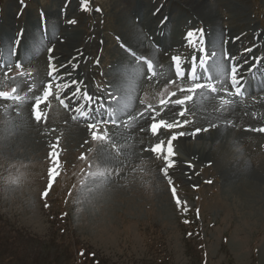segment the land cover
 Masks as SVG:
<instances>
[{
	"label": "rangeland",
	"instance_id": "1",
	"mask_svg": "<svg viewBox=\"0 0 264 264\" xmlns=\"http://www.w3.org/2000/svg\"><path fill=\"white\" fill-rule=\"evenodd\" d=\"M173 1L90 0L89 10H83V0H0L3 20L0 21H5L0 24V45L10 47L23 30L20 57L24 60L19 59L24 70L32 75L24 78L27 86H18L20 93L34 98L42 95L44 82L47 83L44 77L48 71L49 44L41 37L39 17L44 14L49 16L50 35L66 30L77 33L78 41L72 43L76 48L71 51L82 52L85 48L78 64L85 73L81 80L89 87L88 92L97 90L101 83L104 86L118 83L123 89L125 86L129 101L125 111L135 110V115L145 106H141L139 95L143 87V77L139 76L142 69L140 65L135 67L129 57L122 59L126 53L121 45L157 61L166 60L167 56L163 59L155 56L158 51L151 47L143 31L144 24L152 21L150 13L157 11L159 2L165 4L162 7L165 11L154 18L156 24L165 12L171 11L179 32L183 20L192 16L188 17V11L194 9L195 14L207 21L201 20L200 25L213 24L212 43L217 46L224 34L222 26L235 25L224 37L247 30H252V35L256 28L264 33V0H207L219 28L202 12L197 0ZM69 2H73L71 14L59 16L63 4ZM130 2H139V17L131 12ZM97 8L101 11H96ZM241 11L244 14L239 16ZM71 20L76 23H70ZM133 26L140 28L146 38H143L145 48L128 42L126 34L132 32ZM115 34L119 37L117 45L113 41ZM173 35L177 34L172 31L168 34L169 38ZM256 35L262 37L260 33ZM61 39H55L54 44ZM242 40L246 41V37ZM186 48L189 54L193 52ZM4 52L9 53L5 47ZM11 59L14 66L17 57ZM118 59H122V64L115 62ZM12 86H15L13 82L0 74V90L7 91ZM29 87L33 89L31 92ZM148 87L155 96L162 90L161 84L149 82L143 92ZM157 98L149 100L154 102ZM32 103L28 100L21 105L0 100V264H264V132L255 131L264 128V121L250 124L240 118L239 112L231 117L222 115L235 123L231 128L242 132L235 142L242 143L244 150L234 148L227 152L229 148L223 146L219 154H214L201 145L206 138L201 141L186 135L185 139L174 141L176 166L169 170V176L181 201L186 202L178 206L171 193L172 185L161 174L165 161L151 152L153 144L161 140L166 145L173 130L153 136L151 120L147 118L146 122L142 118L137 119L140 124L144 122L138 127L137 137L132 134L138 126L136 120L129 129L121 121L119 126L107 125L111 141L103 144L91 140L87 124L93 121L73 119L76 113L70 104L66 109L51 97L48 104L41 106L47 122L37 123L33 119ZM176 109L178 106L171 110ZM201 116L189 119L194 121L190 132L197 127H208L203 126ZM186 127L175 130L185 131ZM58 136L61 171L45 198L42 193L49 184L51 166L49 144L55 143ZM186 141L196 146L179 145ZM132 145H139L137 151L131 149ZM87 152L88 161L80 160L81 153ZM227 155L237 159L246 157L244 161L226 162ZM89 162L93 165L91 169ZM241 162L245 164L237 166ZM232 168L238 174L244 173L236 177ZM101 170L106 173L103 180L89 175Z\"/></svg>",
	"mask_w": 264,
	"mask_h": 264
},
{
	"label": "snow or ice",
	"instance_id": "2",
	"mask_svg": "<svg viewBox=\"0 0 264 264\" xmlns=\"http://www.w3.org/2000/svg\"><path fill=\"white\" fill-rule=\"evenodd\" d=\"M90 0H83L82 8L83 10H89L88 5ZM96 11H101V9L97 8ZM70 23H76L75 20L69 21ZM42 29L46 30V24L42 21ZM204 30H194L186 33V40L188 43H196L203 39ZM193 37H196V40H193ZM23 39V30L17 34L15 40L12 42V47L8 53V59L11 61L12 57H17L15 60L14 66L12 62H8L6 64H0V74H2L3 79L12 81L15 86H12L10 90L4 91L0 90V100H8L12 102L20 103L32 100V115L33 119L40 123L47 122V116L44 111L41 110V106L49 103V99L51 97H55L58 100L59 104L64 108H69V104L72 103L74 105L73 111L78 114V117H83L85 119L91 120L87 124L88 130L91 133V140L95 142H101L103 144H108L111 141V137L108 134L107 125L112 124L114 126H119V123L123 120V115L125 113V109L128 106V99L124 95V89L122 85L118 83H113L108 89H101L102 95L96 96L90 94L86 88V86L81 88V85L84 84L83 80H76L71 78L72 71L78 68V61L74 65L72 64V60L70 59L66 63L62 62L57 66L56 57L53 53L56 51L54 47H50L47 49L48 52V71H47V83L44 87L42 95H38L30 97L27 93L21 94L18 86H27V82L25 81V77L31 76L32 74L28 71L24 70V65L22 61L19 59L20 57V44ZM119 40V37H117ZM121 47L125 48V51L134 59L143 61L144 56H137V52L133 51L131 48L126 47L125 45H121ZM200 51L203 53V56L199 59V67L205 70V81L199 82L200 77L197 74V57L194 55L192 57V67L189 75V79L191 81V86L188 88H183L177 85V91L181 93H188L182 95L181 98L176 97L177 93L174 91H167V88L164 92L160 93L159 96V106L160 111H156V107L152 103H148L147 99H143L140 101L141 104H144L145 107L143 111L136 113V115L128 114L127 121H124L125 126L130 125L133 121L137 119H142L145 117L150 118V131L153 136H156L160 133L161 129L172 130L179 129L188 126L191 121L188 118H184L182 121L180 117H185L186 112L188 111L186 107L187 102H190L194 98V94L198 92V90H207L212 94L223 93L224 95L219 98L222 100L223 106L227 107L232 104L233 101L230 99L231 97H243L246 91L247 79L246 77L253 73V69L256 67V64H253L247 70V73L243 72V64L239 63H231L230 69L225 65L224 61L229 60V56L225 54L223 48L217 51H212L209 56L206 48L202 47ZM251 51V49H249ZM215 58L216 63L214 65L215 68V76L216 80L213 82V74L208 72V62L209 60ZM72 59H77L73 57ZM235 57H231L232 61H235ZM260 59L256 58V63L258 64ZM172 61L175 66L176 75L179 78H183L185 76V71L182 67V58L180 56H173ZM99 64V60L96 61ZM245 64L248 61H244ZM147 76L146 78L151 81L152 78L156 75L153 71V62L151 59L147 60ZM63 69H71L69 71H65L61 74V70ZM67 77V79H66ZM169 83L175 84V81H170ZM231 85V90H229L228 84ZM32 87L28 88V91L31 92ZM70 92V95L67 93ZM62 94H66L64 98ZM119 94V95H118ZM66 100L68 102H66ZM50 106V105H49ZM179 106L180 111L175 113L176 119L173 122H169L166 119H157L164 113L166 110H171V107ZM19 114V113H17ZM77 116H74L73 119H77ZM215 127V125L210 126ZM103 129V131L101 130ZM210 130L209 127L204 128H194L191 132L185 131H176L171 134V136L167 140V144L161 140L159 143L153 144L151 147V152L156 156L157 159L163 158L165 161V166L161 169V174L168 179V182L171 187V193L175 198V203L178 206H181L182 202L180 197L177 194V189L173 184L171 177L169 176V170L176 166V160L174 157L176 156L174 141H179L180 138L184 136H196L201 132H208ZM255 131L264 132V128L255 129ZM88 143V141H85ZM49 160H50V169H49V184L42 195L47 198L49 191L53 187L55 179L59 176L61 171L62 161L60 159L62 149L60 148V137L56 138L55 143L49 144ZM102 152L104 147L101 148ZM148 149H145L147 151ZM91 149L89 150V152ZM89 152L81 153L79 157L82 161H88ZM93 167L92 163H88V168L91 169ZM189 167H194V165L189 164ZM89 175L93 176L94 179L103 180L106 178V173L104 171L90 172ZM211 183V181H208ZM187 211V208L184 209Z\"/></svg>",
	"mask_w": 264,
	"mask_h": 264
},
{
	"label": "bare ground",
	"instance_id": "3",
	"mask_svg": "<svg viewBox=\"0 0 264 264\" xmlns=\"http://www.w3.org/2000/svg\"><path fill=\"white\" fill-rule=\"evenodd\" d=\"M169 1V0H168ZM176 1H178V0H176ZM180 1V0H179ZM172 2H174L173 0H172ZM197 2L198 3H200V5H201V10H202V12L207 16V18H209L211 21H214L215 22V24H216V26H217V28H219L218 27V19L214 16V10L213 9H208V7H209V5H211V4H208L207 5V0H197ZM160 3V2H159ZM170 3V2H169ZM176 4H178V3H176ZM185 5H187V3H184V6ZM213 5V4H212ZM129 6H130V10H131V12H135L136 13V17H139V15H137L138 14V11H139V2H138V4H135L134 2H130V4H129ZM157 6V5H156ZM187 6H189L190 8H191V6L190 5H187ZM182 7V6H181ZM187 9V8H186ZM192 9V8H191ZM193 11L192 12H190V11H188L189 13V16L188 17H190L191 15V17L190 18H187V19H184L183 21H184V24L186 23V21L188 22L190 19L191 20H193V21H200V22H202V21H204V22H207V21H205V19L199 14V15H197V14H195L194 13V9H192ZM165 10L164 9H162V12H164ZM59 13V12H58ZM149 13H150V11H149ZM242 14H244V12L243 11H241V12H239V16H241ZM237 15H238V13H237ZM59 16H60V13H59ZM159 16V15H158ZM170 16H172V17H170ZM162 17V16H161ZM195 17H199L197 20H195ZM150 18L152 19V21L151 22H146V24L148 25L147 27H146V24H144V26L145 27H143V31H144V35H146V37L148 38L149 37V35L148 34H151V35H153L154 36V38H152L151 40H148L149 41V43H150V45H151V47L155 50V51H158V53L155 55L156 57H158L159 59H163V57L164 56H167V51H168V49H169V47H178L179 46V41L180 40H178V37H179V32H177L176 31V28L174 27V29L173 30H168V33H167V35H166V40H164V42H163V39L161 38V28L160 27H158V26H156V19H154V18H156V17H154L153 16V14H151L150 13ZM163 18H172V19H174V15L172 14V12L171 11H169V13H166L165 12V14H164V16H163ZM202 20V21H201ZM48 21H49V17H48ZM151 23L154 25L153 27H151ZM61 25V24H60ZM212 25L213 24H209V23H205V26L204 27H201V28H204L205 30H204V33H205V36H206V39L208 40V38H209V42L211 41V40H213V33H212ZM203 26V25H202ZM66 28V27H65ZM200 28V29H201ZM222 29H223V37L225 36V34H226V31H228L229 33H230V31H232V30H234L235 29V25L234 26H232V27H227V26H222ZM249 29H251V27L249 28ZM64 30V29H63ZM66 30V29H65ZM257 30H259L258 28H256V30H254V32H252V35H251V31L252 30H247V31H242V32H237V33H234L230 38H229V42L231 43V44H228L227 46H226V44L224 45V43L222 42V40H221V42H220V44L217 46V45H215L219 50L221 49V48H223V50H227V51H229L230 53H232V54H234V55H236V61H237V63H239V64H243L244 66V68L245 67H249L251 64H249L248 66H247V64H245L244 63V59L245 58H247V56H244L243 54H239V53H241V51L239 50L240 48H242L243 47V45H250V44H252V40L254 39V34L256 35L257 33H260V35L262 34V35H264V33L263 32H259V31H257ZM175 32L177 35L175 36V35H173V38H172V36L169 38V36H168V34H169V32ZM257 31V32H256ZM57 33L56 34H54V32H51V35L50 34H48V35H46V37L48 38V39H51V41H54L55 39H57V40H59V39H61L60 41H58V43H57V41L55 42V44L56 45H54L55 47L57 46V44H58V46H57V48H56V51L53 53V55L56 57V63H57V66H59V64L60 63H62V62H64V63H66L67 61H69L70 59L72 60V64H76L77 63V61L79 62V60H80V58L82 57V56H84V54L82 53L84 50H85V48H84V50L82 51V52H77V53H72V51H71V48H76V46H73V44L72 43H74V42H76V41H78V40H76L75 39V35L77 36V33H72V31L69 33V32H67V30L64 32V33H62V32H60V31H56ZM208 32H210V33H208ZM62 35H61V34ZM62 37H61V36ZM53 36H55V39L54 40H52V37ZM208 36V37H207ZM252 36H253V39H252ZM41 37L43 38V42L44 43H46L45 41H44V37H43V35H42V32H41ZM126 37H127V39H128V42L129 41H132V43L134 44V46H136V47H142V48H145V44H143V38L144 39H146L143 35H142V33H141V30H140V28H138L137 26H133V29H132V32H130V31H128L127 32V34H126ZM222 37V38H223ZM244 37H246V41H243L242 40V38H244ZM66 38V39H65ZM251 39V40H250ZM80 40H82V39H80ZM247 40H249V41H247ZM260 40H262L261 39V36L259 37V39L258 40H256V42L258 41H260ZM213 42V41H212ZM92 43V45H93V42H91ZM72 44V45H71ZM212 44V43H211ZM264 44V41H262V42H260V43H258V45H263ZM76 45V44H75ZM43 46V45H42ZM45 46V45H44ZM53 46V47H54ZM90 46V45H89ZM149 47V46H148ZM257 48H255V50L254 51H256L257 53H259L260 54V47L259 46H256ZM262 47H264V45L262 46ZM4 48V47H3ZM82 48V47H81ZM150 48V47H149ZM211 50V49H210ZM136 51V50H135ZM260 51V52H259ZM137 53H142V52H138V51H136ZM252 53L251 54H249L248 56L250 57L252 54H254L253 53V51H251ZM69 54H71V55H69ZM256 54V53H255ZM3 55L6 57V59H7V61L8 62H10L9 61V59H8V54L6 53V52H4V50H3ZM87 53H86V55H85V58L87 57ZM146 55V54H145ZM147 56V55H146ZM73 57H76L77 59H72ZM22 60H24L22 57H20ZM149 58L151 59V60H156L155 58H153L152 56H149ZM12 60V59H11ZM167 60H168V56H167V58H166V60L165 61H163V60H161V61H158V63H160V64H162L163 65V67H162V70H161V72L159 73L161 76L160 77H162V81H166L167 80V78L168 77H170L171 76V70H170V66H169V63L167 62ZM58 61V62H57ZM122 61V60H121ZM157 61V60H156ZM15 62V61H14ZM224 63H225V65H226V61H224ZM146 65H147V62H146ZM140 66H141V69H142V72L139 74V76H142L143 77V82L141 83V85L143 86L142 88H141V94L139 93V95H142L143 94V90H144V88L146 87V86H148L149 85V80L146 78V76H147V72H148V70H147V66H146V69H144L143 68V66L140 64ZM227 66V65H226ZM135 67H137V66H135ZM246 68V69H247ZM69 70H71V69H63V70H61V74H63L65 71H69ZM253 72L254 73H256L257 74V76L259 77V82H260V80H262V78H263V76H264V69L263 68H254L253 69ZM85 74V73H84ZM83 73H82V71L79 69V66H78V68H76L74 71H72V77L71 78H73V79H76V80H81L82 78H83V75H84ZM134 74L136 75V76H138V74L136 73V72H134ZM214 74H215V69H214ZM250 76H252V74H250L249 76H248V79L250 78ZM40 78V77H39ZM91 78H92V76H91ZM43 79V78H42ZM66 79H67V77H66ZM110 79V78H109ZM47 81L48 80V78L46 77V75H45V77H44V81ZM91 80V79H90ZM121 80H122V78H121ZM45 84H46V82H44ZM44 84V85H45ZM263 84L262 83H260L259 85H257L256 86V88L254 89V90H252V92H254V94H251L250 96H251V100L252 101H248V102H240L239 100H234L233 101V103L232 104H230V105H228L227 107H224L223 106V104L221 103V101H219L218 99H217V97L214 95V94H212V93H210V92H208L207 90H202L201 92H200V94H199V96H198V98L196 99V101H195V107H194V109L192 110L194 113H197L195 116H196V118L197 117H199V115L202 117V119L204 120L203 122H204V125L203 126H208L209 128H210V130L208 131V132H201L199 135H196V136H192L191 138H197L198 137V139H201V141L203 140V139H205L206 140V142L204 143H201V145H203V146H205V147H208V148H210L211 150H212V152L214 153V154H219L220 153V149L223 147V146H226L225 148H229V149H227L226 151L227 152H229L230 151V149H231V151L232 150H234V148L235 149H239V150H244L245 149V146L242 144V143H240V142H235L236 141V138L242 133L241 131H236V130H234L233 128H231L230 126H233V124H235L234 122H232V120L231 119H228V120H226V119H224V117L222 116V115H227V116H235V112H239V116H240V118L242 119V120H246V121H248L250 124H260V123H262L263 121H264V93L263 94H261L262 92H264V88H263V86H262ZM86 85H85V81H84V84L83 85H81V88H82V90H83V88L85 87ZM87 90H89V87L87 88ZM90 91V90H89ZM90 93V92H89ZM127 93V91H126V88H125V86H124V95ZM219 93V92H218ZM67 95H70V92L69 93H67ZM138 96V95H137ZM136 96V97H137ZM25 105V104H24ZM137 105L139 106V102H138V100H137ZM178 108H179V106H178ZM128 111L129 110H127V111H125V113H124V115L123 116H127L128 114H131V115H135V110L133 111V113H131V112H129L128 113ZM170 112L172 113V110H170ZM243 114H245V116H243ZM192 115V114H191ZM221 117H223L222 119H221ZM148 117H145V118H143L144 120H146ZM142 119V120H143ZM123 120L124 121H127V117H123ZM148 120V119H147ZM147 120H146V122H147ZM183 120V119H182ZM181 120V121H182ZM194 120V119H193ZM192 120V121H193ZM124 121H123V124L125 125V123H124ZM210 122L209 124L207 123V122ZM220 121H224L223 123H220ZM227 121V122H226ZM142 122V121H141ZM136 123H137V128H136V130H135V132H132V134H135V135H137V137L139 136V126H141L143 123H141L140 124V122H139V120H136ZM121 125V128L122 127H124V125ZM135 124V123H134ZM147 124V123H146ZM212 125H215V127H210V126H212ZM132 126V127H131ZM143 126H145V125H143ZM189 126V125H188ZM203 126H201V127H203ZM126 127H128V129L129 128H133V123H131L130 125H128V126H126ZM191 127V126H190ZM132 130V129H131ZM134 130V129H133ZM165 129H162V132H166L167 133V130H165ZM175 130V129H174ZM190 132V131H189ZM161 133V132H160ZM125 138H127V136H125ZM186 138V137H185ZM115 139V138H114ZM208 139V140H207ZM210 139V140H209ZM116 140V139H115ZM183 141V140H182ZM185 141V140H184ZM232 141H234V143L232 142ZM139 142H140V140H139ZM230 142H232V144H230ZM133 144V143H132ZM193 144L195 145V143H193V142H191V143H188L187 141L186 142H180V144L179 145H181V146H187L188 148H191L192 146H193ZM200 144V143H199ZM215 145H217V146H215ZM139 146V145H138ZM138 146H134V145H132L131 146V149L132 150H134V151H137V150H135ZM196 146V145H195ZM178 147V146H177ZM186 147V148H187ZM125 148V147H124ZM196 149V148H195ZM224 149V148H223ZM138 150H141V149H138ZM199 150V149H198ZM193 151H194V149H193ZM203 151H205V148L202 150V152ZM210 151V150H209ZM224 151V150H223ZM230 151V152H231ZM139 152V151H138ZM198 152V151H197ZM200 152V151H199ZM222 152V151H221ZM204 153V152H203ZM209 153V152H208ZM178 155V154H177ZM180 155V154H179ZM186 155V154H185ZM189 155H191V154H189ZM200 155V154H199ZM200 157H201V155H200ZM203 157V156H202ZM218 157V156H217ZM245 155H243V156H241V158H239V159H237V158H235V157H231V156H229V155H227V157L226 158H224V160L226 161V162H229V161H237V160H240V159H245ZM174 158H176V157H174ZM194 158V157H193ZM205 158V157H204ZM216 158V157H215ZM214 158V159H215ZM244 161V160H243ZM225 163V162H224ZM238 164V163H237ZM245 164V162L244 163H240V164H238L237 166H242V165H244ZM235 165V164H234ZM229 169V168H228ZM233 169V168H232ZM231 170V169H230ZM231 172H235V174H237V176L236 177H241L240 175H241V173L243 174L244 172H239V174H238V172H236V170L235 169H233ZM187 174V173H186ZM234 175V174H233ZM187 176V175H186ZM231 177V176H230ZM234 177V176H233ZM235 178V177H234ZM234 180H237V178L236 179H234ZM240 182L242 181V180H239ZM251 182V181H250ZM238 183V182H237ZM241 187V186H240Z\"/></svg>",
	"mask_w": 264,
	"mask_h": 264
}]
</instances>
